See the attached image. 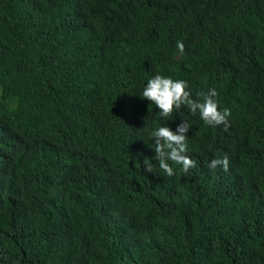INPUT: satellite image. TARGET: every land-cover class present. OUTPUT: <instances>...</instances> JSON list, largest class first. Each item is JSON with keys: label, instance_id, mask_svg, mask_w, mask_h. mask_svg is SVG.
I'll return each mask as SVG.
<instances>
[{"label": "trees", "instance_id": "16d2710c", "mask_svg": "<svg viewBox=\"0 0 264 264\" xmlns=\"http://www.w3.org/2000/svg\"><path fill=\"white\" fill-rule=\"evenodd\" d=\"M157 74L229 126L162 117ZM184 120L168 177L151 133ZM0 264H264V0H0Z\"/></svg>", "mask_w": 264, "mask_h": 264}, {"label": "clouds", "instance_id": "9594fccd", "mask_svg": "<svg viewBox=\"0 0 264 264\" xmlns=\"http://www.w3.org/2000/svg\"><path fill=\"white\" fill-rule=\"evenodd\" d=\"M177 48L181 54L185 51V45L182 41L177 42ZM142 97L154 104L162 117H169L174 112L180 111L182 106H186L192 114L199 112L200 118L208 126H229L228 118L231 115L229 109H219L218 92L215 88L207 93H197V99H193L189 90V85L185 80H173L170 77L155 75L149 79L143 90ZM191 125L184 120L179 124L175 131L169 126L158 127L151 133L155 149V160L159 163V168L168 177L174 175V168L168 161L181 165V171L185 174L190 169L196 167V161L188 155V133ZM229 158L225 155L223 158L213 159L208 167L216 169L221 167L225 172L229 170ZM145 171L153 173V166L148 161H144Z\"/></svg>", "mask_w": 264, "mask_h": 264}]
</instances>
